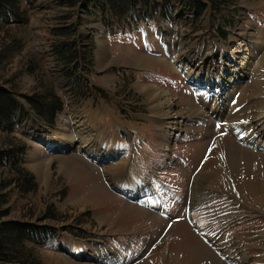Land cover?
<instances>
[{
    "label": "rangeland",
    "instance_id": "374dc122",
    "mask_svg": "<svg viewBox=\"0 0 264 264\" xmlns=\"http://www.w3.org/2000/svg\"><path fill=\"white\" fill-rule=\"evenodd\" d=\"M159 1L169 17L149 13L140 29L114 35L98 4L20 0L16 15L0 8V86L25 108L13 131L0 122V156L25 150L17 182L18 170L0 162V195L10 210L6 219L40 232L24 238L23 264H234L229 257L264 264V0H228L231 9L223 8L225 0H204L192 25L185 24L192 10L186 0ZM234 10L237 29L222 34L215 16L226 20ZM63 42L87 49V66L65 63L56 50ZM229 56L251 63L233 95L231 88L219 102L214 92L194 95L181 69L185 58L186 70L205 58L226 64ZM117 66L132 69L119 78L112 73ZM74 69L84 73L76 91L69 81L77 79ZM50 91L64 103L52 125L28 101ZM121 117L146 120L150 134ZM173 120L179 124L169 129ZM102 123L113 135L118 127L122 138L126 131L122 157L95 154L109 148ZM76 125L84 136L68 147ZM56 138L60 144L49 146ZM116 184L138 190L130 197Z\"/></svg>",
    "mask_w": 264,
    "mask_h": 264
},
{
    "label": "trees",
    "instance_id": "16d2710c",
    "mask_svg": "<svg viewBox=\"0 0 264 264\" xmlns=\"http://www.w3.org/2000/svg\"><path fill=\"white\" fill-rule=\"evenodd\" d=\"M228 2V0H225ZM18 2L20 0H0V8L6 10H12L16 15V11L19 10ZM76 8L89 7L93 4L102 5L105 13L103 15V23L111 32H115L117 28L135 31L140 23V17L135 11L136 7H141L142 3L148 6L149 4L157 5L159 0H66ZM142 2V3H141ZM136 4V5H135ZM77 11V9H76ZM84 49V50H83ZM60 58L69 64H82L86 59L87 52L85 48L77 47V45L61 43L56 47ZM82 60V61H81ZM86 65V64H85ZM76 73V69L73 70ZM77 74V73H76ZM73 73L69 75L71 77ZM72 76L71 82L73 90L79 89L80 78L74 79ZM78 94V92H75ZM53 97L51 101H47V97ZM28 101L33 107V110L37 112L39 117L46 118L52 125L58 114L64 110V103L60 97L53 95L50 91L48 94H36L28 98ZM25 110L21 105L17 95L10 89L0 86V122L5 126L7 131H13L15 127L16 113L18 110ZM25 152L24 148L19 152H7L0 156V162L4 165L12 166L15 170H18V177L15 178V182L23 177V169L18 168L21 157ZM12 154V155H11ZM26 184L28 186H34L36 188L35 178L32 174L26 172ZM4 195H0V264H16L14 255L19 256L17 262L23 264V245L24 238L26 236H33L34 238L40 235L38 229L29 228L27 223L20 220L6 219L10 214V210L3 207L5 203ZM45 239V238H43ZM10 248V249H9Z\"/></svg>",
    "mask_w": 264,
    "mask_h": 264
},
{
    "label": "bare ground",
    "instance_id": "6f19581e",
    "mask_svg": "<svg viewBox=\"0 0 264 264\" xmlns=\"http://www.w3.org/2000/svg\"><path fill=\"white\" fill-rule=\"evenodd\" d=\"M187 59H189V58H187ZM204 60L205 61H203V60L197 61V60L194 59L193 62L197 61V64L195 66H198L199 69H201V70H203L205 72V75L207 76V81H206V79H205V81H206L207 84H209V91L212 90V92L215 93L216 102L217 101L219 102L221 100V96L227 90V88H228V90H227V92H228L230 90V88L234 85L235 82H239V81H236L237 79H239L241 76L244 77L245 74H240L239 71H245L246 74H247V72H248L247 70L251 66V63H248V61L246 63H244V61L242 62L241 57H238V59H237V58L231 56L230 58H228V62L226 64H225V62L223 64L218 62V66L216 65V61L213 59V57L212 58H208V59L205 58ZM177 62H178V60H177ZM181 69L184 71V74L187 72L188 75H189V72L187 70L188 68L186 69V72H185V67L181 66ZM218 77H220L221 79H218ZM214 84H216V86L213 89V85ZM232 95L233 94L231 92L228 95V97H231ZM166 105L170 109H171L172 106H174V101H172V99L169 98V95H168V99H167ZM227 107H230V106L228 105ZM169 115H170L169 119H171V120L177 118V117H175V114H171V112H169ZM168 124H169V126H168L169 129H176V127L178 126L177 124H179V123H178V121L173 120L172 123L170 121V122H168ZM84 133H85L84 129H81L80 126L76 125L75 126V131H73L72 135L71 134L69 135V137L72 138V141L71 142H67L66 145L68 147H71L73 142L75 143L76 140L83 138ZM262 138H264V134L262 135L261 139ZM169 139H171L170 135L168 136V140ZM87 140L89 141L90 139H87ZM56 144H60V140L58 138L48 142L49 146L56 145ZM84 145H85V147H88V142L84 141ZM168 145L169 144H167V146ZM52 147H54V146H52ZM100 153L102 155V159H105V160H107L108 157H110V155H112V156H120L122 154V152H111V153H109L108 150L102 151ZM115 186L117 187V189H118L117 191L119 193L127 194L130 197H133L134 194L136 193V190L133 187V185L127 184L125 186H122V185L116 184ZM162 213L164 214L165 211H162ZM106 263H110V261L107 260ZM235 263L236 264H242L238 260H235Z\"/></svg>",
    "mask_w": 264,
    "mask_h": 264
},
{
    "label": "crops",
    "instance_id": "0c3cea01",
    "mask_svg": "<svg viewBox=\"0 0 264 264\" xmlns=\"http://www.w3.org/2000/svg\"><path fill=\"white\" fill-rule=\"evenodd\" d=\"M151 52L154 54V55H157L158 53H156L155 51H152ZM113 66V65H112ZM122 67H126V66H122ZM113 70H112V73L114 74H118L119 78L122 77V74H123V71H130L132 68H129V69H126V68H119L118 66L117 67H112ZM117 68V69H116ZM131 72V71H130ZM140 72V70L138 71ZM111 73V74H112ZM113 75V74H112ZM136 83V82H135ZM153 84V83H152ZM101 86H105L104 84H101ZM152 87L151 84H144L141 89L143 91H147V90H150ZM101 89L103 90V88L101 87ZM105 91V90H104ZM145 117H147V115H145ZM119 116L118 117H115V119L118 121L119 120ZM121 119L123 120V118L121 117ZM125 126H128L132 129H135L136 132H142V131H145L147 135L150 134L149 132V129L148 127L146 126V120H143V121H140L138 118H132L131 120H123ZM104 123H102L101 125V130L105 133L104 135H100L101 136V139L102 141L107 145V149L111 150L110 148H120V150H122L124 153H125V150L128 148V142L130 141L129 138L126 136V131H123V138L120 136V132L118 133V129H117V135H113L111 133H109L106 128L104 127ZM121 129H123V127H120ZM140 138V141L144 144V146H148L149 143H147L144 139L143 136H139ZM119 142L121 144H119ZM95 149V148H94ZM99 149V148H97ZM112 151V150H111ZM124 155V154H123ZM122 157V156H121ZM136 162V161H134ZM135 188V190L137 191L138 190V187L136 186H133Z\"/></svg>",
    "mask_w": 264,
    "mask_h": 264
}]
</instances>
